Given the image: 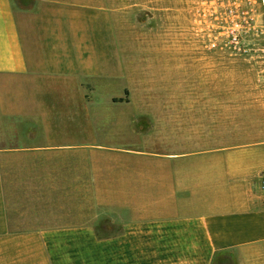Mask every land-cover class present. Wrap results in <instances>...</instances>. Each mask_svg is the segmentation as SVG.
Returning a JSON list of instances; mask_svg holds the SVG:
<instances>
[{
    "label": "crops",
    "instance_id": "1",
    "mask_svg": "<svg viewBox=\"0 0 264 264\" xmlns=\"http://www.w3.org/2000/svg\"><path fill=\"white\" fill-rule=\"evenodd\" d=\"M80 35L74 3L0 0V264H264V93L235 138L218 86H130Z\"/></svg>",
    "mask_w": 264,
    "mask_h": 264
},
{
    "label": "rangeland",
    "instance_id": "2",
    "mask_svg": "<svg viewBox=\"0 0 264 264\" xmlns=\"http://www.w3.org/2000/svg\"><path fill=\"white\" fill-rule=\"evenodd\" d=\"M59 1L79 6L85 55L90 48L98 68L128 74L130 86L159 83L162 77L177 93L218 86L228 95L235 138L236 103L244 109L259 103L248 98L236 102V94L264 93V0ZM160 46L178 50L160 53ZM169 59L177 67L159 63ZM96 229L109 233L117 226L104 219Z\"/></svg>",
    "mask_w": 264,
    "mask_h": 264
},
{
    "label": "built area",
    "instance_id": "3",
    "mask_svg": "<svg viewBox=\"0 0 264 264\" xmlns=\"http://www.w3.org/2000/svg\"><path fill=\"white\" fill-rule=\"evenodd\" d=\"M261 184H262V186L264 188V176H262Z\"/></svg>",
    "mask_w": 264,
    "mask_h": 264
}]
</instances>
